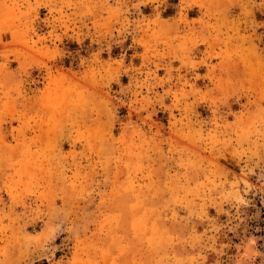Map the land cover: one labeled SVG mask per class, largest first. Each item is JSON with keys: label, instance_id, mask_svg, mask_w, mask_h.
Listing matches in <instances>:
<instances>
[{"label": "rangeland", "instance_id": "1", "mask_svg": "<svg viewBox=\"0 0 264 264\" xmlns=\"http://www.w3.org/2000/svg\"><path fill=\"white\" fill-rule=\"evenodd\" d=\"M0 264H264V0H0Z\"/></svg>", "mask_w": 264, "mask_h": 264}]
</instances>
